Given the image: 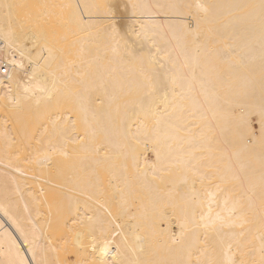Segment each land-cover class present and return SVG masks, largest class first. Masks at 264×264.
<instances>
[{
    "label": "bare ground",
    "instance_id": "1",
    "mask_svg": "<svg viewBox=\"0 0 264 264\" xmlns=\"http://www.w3.org/2000/svg\"><path fill=\"white\" fill-rule=\"evenodd\" d=\"M0 264H264V0H0Z\"/></svg>",
    "mask_w": 264,
    "mask_h": 264
}]
</instances>
